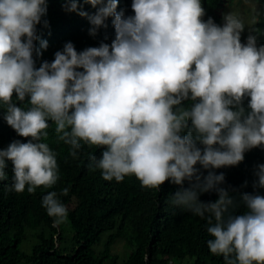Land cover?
<instances>
[{"label": "clouds", "instance_id": "1", "mask_svg": "<svg viewBox=\"0 0 264 264\" xmlns=\"http://www.w3.org/2000/svg\"><path fill=\"white\" fill-rule=\"evenodd\" d=\"M0 109L27 139L0 149L9 191L56 185L50 130L110 183L170 182L223 264H264V0H0ZM68 191L42 198L54 226Z\"/></svg>", "mask_w": 264, "mask_h": 264}, {"label": "trees", "instance_id": "2", "mask_svg": "<svg viewBox=\"0 0 264 264\" xmlns=\"http://www.w3.org/2000/svg\"><path fill=\"white\" fill-rule=\"evenodd\" d=\"M36 43L39 47L40 41ZM56 52L44 50L37 66L41 60L53 61ZM48 133L45 142L58 162L60 179L56 185L38 188L34 194L9 191L13 175L10 162L5 170L7 179L0 181V264H166L169 258L176 264H223L222 257L213 256L207 247L212 238L207 220L173 207L165 199L170 182L157 193L144 191L148 188L138 187L130 178L110 183L101 171L88 170L90 157L98 155L96 147L84 145L79 159H73L69 146L57 141L55 133ZM15 140L27 142L7 125L0 109V149ZM202 172L207 175V171ZM236 179L231 173L228 187L237 189L233 195L238 197L242 191L234 186ZM64 188L69 189L68 195H59V199L68 208V219L54 226L41 201L49 191L59 194ZM200 198L209 201L203 195ZM210 199L216 200L217 195ZM117 240L130 246L121 261L111 252Z\"/></svg>", "mask_w": 264, "mask_h": 264}, {"label": "rangeland", "instance_id": "3", "mask_svg": "<svg viewBox=\"0 0 264 264\" xmlns=\"http://www.w3.org/2000/svg\"><path fill=\"white\" fill-rule=\"evenodd\" d=\"M106 234H103L102 238L105 236ZM103 241V240H102ZM102 245V244H100ZM23 249L24 250H29V246L27 245V243H25L23 245ZM130 251V246L126 245L125 241L124 240H117L114 242V244L112 245L111 247V252L112 253H116L118 254L119 256V261L122 260V258L124 256H126V254ZM119 263V262H118Z\"/></svg>", "mask_w": 264, "mask_h": 264}]
</instances>
